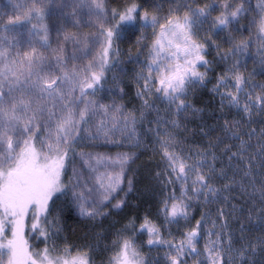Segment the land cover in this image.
Instances as JSON below:
<instances>
[{"label":"snow or ice","instance_id":"obj_1","mask_svg":"<svg viewBox=\"0 0 264 264\" xmlns=\"http://www.w3.org/2000/svg\"><path fill=\"white\" fill-rule=\"evenodd\" d=\"M69 2L74 3L76 7L70 13L61 14L64 22L79 23L75 18L86 8L88 14L94 15L99 23L96 31L91 36L85 37L83 47L78 49L82 56H86L90 51L89 45L97 48L95 55L87 63L83 65L73 63L69 68L68 61H75L79 57L76 54L66 55L63 46L52 49L51 59L55 61V65L35 47H32L31 51L24 52L23 55L17 52L16 58L10 59L9 49L2 46V42L7 40V37L0 38V264L5 255H7V264H92L88 252L77 251L73 255L71 246H66L58 255H52L56 251L55 247L51 249L45 247L37 252L31 251L25 238V218L30 215L32 219L31 235L38 234L37 239L42 238L47 242L51 237L50 229L53 224V221L48 220L51 204L61 196L79 201V215L82 217L95 218L98 215H106L97 207H85L88 201L83 191H75L80 187L75 170L67 184L62 181V175L66 170L72 145L80 138V131H87L84 125L88 123L91 114L98 109L103 110L106 115L110 110L114 111L116 113L112 116L114 124L109 131H115L121 120L122 106L97 104L95 100L88 98L89 95L95 96L103 88L107 72L116 69L121 73L126 71L125 68L119 67L118 42L131 39L137 31H140L136 43L148 48L150 59L137 73V82L143 80L137 96L141 98L145 108L151 107L148 97L152 94L155 85V93L162 94V99L167 101L169 108L175 106L177 115L189 109L194 113L200 111L193 108L183 97L186 96L190 86L197 84L203 86L207 82V72H200L197 69L207 67L210 63L204 55L209 42L220 48V44L212 40L211 36L204 37L202 41L197 39L194 30L198 24L207 21L211 11L217 6L215 3L193 8L189 3L168 0L170 5L168 14L162 17L160 15L162 4L156 5L152 11L147 8L142 10L138 0H124L121 7L112 8L110 12L106 7L107 0H69ZM16 8L23 10L22 15L9 17L2 28L8 31L10 26L25 23L35 17L41 23L39 28L37 25H32L29 35L39 36L37 42L40 46L45 49L50 48V31L59 34L60 29L55 25L50 29L49 25L43 23L46 10L38 6L37 0H30L28 7L17 4ZM182 8L186 11L181 15ZM231 8L232 4L225 0L223 11L212 20L209 29L214 35L219 36L220 32L228 29L234 22H238V18L246 11L243 0L234 10L229 11ZM149 26L153 29L151 34L153 39L147 44L143 29ZM257 39L264 40V17L257 26ZM63 40L65 43L73 41L77 45L81 44L75 33H64ZM8 43L11 47L12 42ZM28 43L31 44V41ZM249 46L250 40L231 43L226 50L217 52L221 61L226 62L232 57H236V60L224 73L217 76L216 84L211 89L220 96L222 106L223 102L227 101L229 105L239 108L244 116H251L254 107L264 109V85H253L248 90L245 88L249 84V78L241 71V66L242 58L246 55ZM133 59L134 57L129 56L128 63H132ZM45 68L49 70L46 72ZM261 74H264V60L261 61ZM113 78L115 79V76ZM255 88H259L260 91L254 95ZM16 93L20 94L19 97ZM241 96L245 98L243 105L240 103ZM57 102H60L59 105ZM81 103L83 107H79ZM244 116L240 121L225 120L222 125L223 137H217L215 143L210 141L209 148L198 152L197 158L185 154L182 149L177 150V141L171 133L166 132L164 136H158L162 159L166 161L164 174L168 177L164 181V186L173 185L172 193L165 197L160 209L165 224H179L181 220L186 224L190 223L191 200L203 197L205 203H211L219 199L222 189L214 187L210 181L229 180V183L224 185V189H229L236 182L234 177L236 172L241 170V166H243L242 180H246L249 185H255L256 178L249 179L252 176L255 157L246 156V149L251 145L242 139L241 135L243 133L241 122ZM42 118H44L43 122ZM122 119L124 129L132 127L128 137L132 139L136 117L129 114ZM171 124L173 127L179 126L177 120H172ZM106 127V122L102 121L97 126V131ZM215 127L211 130L214 131ZM247 135L251 137V132ZM227 137L240 141L236 152H231V147L234 145H225L223 149L228 154L229 162L234 159L237 161L232 178L228 177L223 167L217 169L213 163H209L217 159L212 149L223 143L224 138ZM37 141H39V149L36 146ZM16 147H19L18 152L15 150ZM259 151L264 153V145ZM129 159L128 154L118 155L114 159L102 156L95 158V166H119L121 169L119 173L107 175V182L102 177H97V184L102 190L101 204L105 201L110 203L111 199L115 198L113 194L123 190L121 183L124 165ZM260 167H264V160L261 161ZM157 175L159 176L160 173ZM131 183L129 180V191ZM176 186L179 187V195L176 194ZM70 189L72 191L69 197ZM260 192L264 197V185ZM124 204L125 200L121 199L112 207L119 210ZM223 217L224 212L221 209L217 218ZM207 218L208 213H203L194 225L182 232V238L176 242L163 239L161 225L149 215L143 217L138 229L135 227L136 217H132L124 226V231L133 229L139 233L146 232L148 235L146 243L149 246L167 245L170 253L174 254L167 255L166 264H187L189 257L193 258L192 264H224L223 229L227 226L225 223L220 224L221 231L217 232L216 221L213 220L212 227L207 230L208 238L203 251L197 247ZM9 229L10 238L7 236ZM114 243L119 244V247L109 257L107 264H149L135 248L132 238ZM227 251H232L230 239ZM249 251L254 254L256 249L251 244L240 249L242 256L247 255Z\"/></svg>","mask_w":264,"mask_h":264},{"label":"trees","instance_id":"obj_2","mask_svg":"<svg viewBox=\"0 0 264 264\" xmlns=\"http://www.w3.org/2000/svg\"><path fill=\"white\" fill-rule=\"evenodd\" d=\"M179 1H188L193 8L199 7L196 0H177V2ZM138 2L141 3L142 10L147 8L149 11L154 10L156 5L162 4L163 7L160 11L162 17L168 14V8L170 7L168 0H155V3H153V0H138ZM211 3L214 2L212 1ZM123 4L124 0H107L106 7L110 12L112 8L121 7ZM251 4L252 2L248 6L250 10L254 9ZM221 12V10L217 9L214 11V14H211V11L205 22L211 26L212 20L220 15ZM252 21L251 16L249 17L248 14H245L239 23H236L234 26L230 25L228 29L220 32V35L215 37L216 42L218 37L221 36L223 38L222 41L217 42L220 44L219 49L209 42L210 53L208 52L209 54L206 59L210 63L207 68H200V72H207V82L203 86L199 84L190 86L186 96L183 97L191 103L193 108L200 110L195 113L189 109L177 115L175 113V106L169 108L167 101L162 99V95L155 93V85L153 86L152 94L148 97L152 106L145 108L141 98L137 96L138 89L136 88V84H134L137 73L132 70L135 68L137 70L139 69V72L141 70L138 67L140 49L139 44L136 43L137 38L140 36V31H137L131 39H126L119 43L118 46L121 51L130 54L124 60H120V65L126 68L124 75L126 83L123 87V99L127 107L131 108L130 110L138 115L136 116L139 121L138 127L144 138V141H142L144 148L137 150V153L140 155L134 171V192L129 195L128 204L124 206V209L119 212H114L112 220L109 222L111 224V230L114 232L113 235L117 234L119 240L133 238L135 234L133 229L124 231V226L132 217H136L135 225H137V223L143 221L145 215L155 217L156 219L160 216L161 211H159L158 205L161 204V201L166 195L162 188H158V185L161 186L162 184L159 178H162V175L165 173L166 161L162 159L158 136H164L166 132L171 133L177 141V150L182 149L185 154H190L193 158H197L196 154L198 152L209 148L210 141L215 143L217 137H223L222 125L225 120L240 121L241 117L244 116V113L239 108L229 104L226 105L225 103L222 106L221 98L218 96L214 97L209 93L216 77L224 73L227 67L236 60V57H232L226 62L221 61L217 56V52L226 50L231 46V43L250 40V46L246 51V55L242 58L241 66V71L249 78V84L245 88L250 89L253 85H264V74H261V61L264 58H260L256 62L259 53L254 48V41L252 40L254 37H251V35L257 33V24L252 23ZM147 30L148 28L143 29L145 36H147ZM256 54L257 57L255 56ZM129 56L134 57L132 63H128ZM146 72L147 69L145 68V74ZM129 79H131V83ZM259 91V88H255L254 95L258 94ZM244 102L245 99L241 96V105ZM172 120H177L179 126L173 127L171 124ZM158 121L160 122L159 124L157 123ZM214 126L216 127L213 131L211 129ZM241 127L243 128V133L241 134L242 139L248 141V144L251 145L246 149V156L250 155L255 157L252 176L249 179L255 177L257 182L252 186L246 180H242L243 166H241V170L237 171L234 177L236 182L229 189H224V185L228 184L229 180L225 182V179H222V183L220 179L216 180L220 183L219 186L217 185V188L222 189L219 199L211 203H205L203 197H201L196 209L199 211L200 217L203 213L210 211L215 213L216 209L217 213L222 209L225 215L228 214L230 232L227 235L228 242H224V249L226 251L229 248L230 239L232 251L228 254L231 255L232 259L225 254L223 257L224 264H264V243H262L264 242V197L261 196L260 192L262 185H264V167H260L261 161L264 160V153H260L259 151L261 146L264 145V135H262V132H264V109H260L259 107L252 108L251 116H244ZM250 132L251 137L247 135ZM239 144L240 141L232 137L224 138L223 143L218 144L216 148L212 149L217 159L215 161H209V163H213L217 169L223 167L228 177L232 178L233 171L235 170L234 166L237 164V161L234 159L229 162L228 154L223 149L225 145H234L231 147V152H236ZM150 163H155V165L152 167V174L149 175L148 172L150 173V170L148 168L153 165ZM158 163L164 166L162 170L155 168ZM158 173H160L159 176L157 175ZM139 180L141 184L138 185ZM155 185H157V191L159 192L154 191ZM142 188H144L143 191L141 190ZM136 192L143 197L134 196ZM142 192H144V195H142ZM154 196L155 202L153 203ZM64 199L61 196L59 203H57L60 211H62L60 219L59 217L58 219L62 222L63 230L66 232L70 244L73 243L81 246L87 241L86 229L90 224L82 219L81 221H79L80 219L77 220ZM200 217L196 218L195 221L200 219ZM195 221L191 226L195 224ZM209 221L210 219L206 221L203 233L206 231V225H209ZM31 224L32 219L29 215L25 218V238L28 240L30 250L37 252L44 247V244H42L43 239H37L36 235L38 234L31 235ZM201 242L202 237L197 245L199 249H201ZM249 244L255 247V253L252 254L249 251L247 255L242 256L240 253L241 247Z\"/></svg>","mask_w":264,"mask_h":264},{"label":"rangeland","instance_id":"obj_3","mask_svg":"<svg viewBox=\"0 0 264 264\" xmlns=\"http://www.w3.org/2000/svg\"><path fill=\"white\" fill-rule=\"evenodd\" d=\"M214 2L217 6L212 11L211 14H214V11L219 9L223 11V4L225 0H196V3L199 7H203L206 4H209L211 2ZM228 3L232 4V8L229 9V11L234 10L235 7H237L242 0H227ZM244 7H245V13L242 14L238 18V22H234L231 26H234L236 23H239L240 19L246 14L248 16H251V19L255 21V24H259V21L262 17H264V0H243ZM252 2L251 6L254 7V9L250 10L248 9L249 4ZM38 6L42 7L46 10V16L43 21L44 24L49 25L50 29L53 25L56 26V28L60 29V33L58 34L56 31H50L49 33V41L51 47L48 49H45L40 46V44L37 42L39 40V36L37 35H29V30L32 28V25H37L39 28V22L35 17L31 20L18 24L15 26H10L8 31H5L2 28V25L7 23L9 17H15L16 15H22L23 10L17 9V4H24L25 7L30 6V0H0V38L7 37V40H4L2 42V46L5 48H8L11 56L10 59L16 58L17 52H19L21 55H23L24 52L31 51L32 47H35L40 53H42L47 60L51 61L53 65H55V61L52 60V49L58 48L63 46L65 48V54L68 56H71L73 54H76L79 58L75 61L69 60L68 61V67L71 68L72 64L75 63L77 65H83L87 63L92 57L95 55L97 48L94 46L89 45L90 51L88 52V55L82 56L78 49L83 47L84 45V38L91 36L96 29L99 27V23L97 21V18L93 15L90 16L87 12V9H83L82 12L78 13V16L75 19L79 20V23L73 24L69 22H64L62 20L61 14H67L72 11L76 5L74 3L69 2V0H37ZM179 3H189L179 1ZM247 8V9H246ZM186 11V9L182 8L180 10V14L182 15L183 12ZM163 22V20L161 21ZM61 25H63L61 27ZM210 25L207 22H204L202 24H198L195 27V31L197 33V39H202L207 36H211L212 40H215L216 35H214L212 32L209 31ZM158 28V26H157ZM152 27L149 26L147 30V36L145 43L150 44L152 37ZM64 33H75L77 38L81 40V44L77 45L73 41L64 42L63 35ZM40 35H43V33H40ZM251 37H254L252 40L254 41V48L259 53V56L257 57V54L255 55L256 62L260 58H264V40L257 39V33L255 35H251ZM223 38L218 37L217 42L222 41ZM9 41L12 42V46L9 47ZM17 41H21V43H17ZM28 41H31V44L28 43ZM256 42V44H255ZM120 42H118L119 45ZM120 48V47H119ZM140 49V59L138 60V67L142 68L149 57L148 48L147 47H141L139 45ZM210 53V43L206 48V51L204 53L205 59L207 58V55ZM126 53V52H125ZM120 49V56L118 57L119 61L122 59L124 60L128 55L125 54ZM254 56V57H255ZM207 60V59H206ZM140 63V65H139ZM142 66V67H141ZM119 67H123L122 65H119ZM208 67V66H207ZM207 67H198V71H201L200 68L204 69ZM146 68V67H145ZM126 69V68H125ZM49 69L45 68V71L47 72ZM135 71V73H139V69L137 70L132 69ZM126 72V71H125ZM125 72L121 73L118 69L115 71H110L105 74L106 79L103 84V88L96 93L95 96L89 95V99L95 100L97 104H103V105H117L122 106L121 109V120L119 121L118 126L116 127L115 131H109L113 128V120L112 116L116 115V113L112 110H110L107 115L103 112V110H96L94 114H91L88 120V123L84 125V128L87 129V131H80L79 136L80 138L77 139L76 143L72 145V152L70 154L69 160L67 161V167L65 172L62 175V181L67 184L70 180V178L73 177V171L75 170L79 181H80V187L76 188V192L83 191L85 198L87 199L88 203L85 204V207H97L101 213H106V215H98L95 218H88V217H82L79 215V201H76L74 199H69L66 197H63L64 200H66L67 205H69V208L73 211L74 217L77 218V220L81 221L84 220L86 222H89V227L86 229L87 232V241L86 243H83L81 246L77 244H70V242L67 239V234L63 230L62 222L59 220L61 212L59 209V206L57 203H59V199H55L54 203L51 204V210L48 214V220L53 221V224L51 226L50 232L51 237L50 239L45 242L42 240V244H44V247H49L50 249L55 247L56 251L52 253V255H58L61 253V251L66 246H71L72 254L75 255L77 251L80 252H88L92 264H107L109 257H111L115 251L118 250L119 244L114 243L119 240V237L117 234L113 235V230H111V224L109 222L112 220V215L114 212H119L124 209V206L128 204L129 201V195H131L134 192V171L135 166H137V160L139 158V155L137 153V150H140L141 148H144L143 142L144 138L142 137V133L140 132V129L138 127L139 121L136 116H138L136 113L131 111V108H128L125 104V100L123 99V92H124V85H125ZM130 73V72H129ZM58 74V73H57ZM128 75V74H127ZM126 75V76H127ZM115 76V79L113 78ZM137 76V75H136ZM127 78V77H126ZM217 78V77H216ZM129 82L131 83V79H129ZM134 84H136V88H140L143 85V80L141 79L139 83L137 82V79L134 81ZM216 84V79L214 81L213 86ZM213 88V87H212ZM249 89V88H248ZM246 88V90H248ZM234 90V89H233ZM212 96L220 97L218 94L213 93L212 91L209 92ZM79 94L78 92L76 93ZM16 95L19 97V93H16ZM162 95V94H161ZM25 99H28V97H25ZM243 99H245L243 97ZM60 102H57L59 105ZM226 105L228 104L227 101H224ZM35 106V104L33 105ZM79 107H83V104L81 103ZM133 114L136 117V123L134 125V132L132 139H129V132L132 131V127L130 126L128 129H124L123 127V116ZM45 117L47 116V113L45 112ZM59 115V113H58ZM42 118V122H43ZM160 120V118H159ZM106 122L107 127L100 129V131H97V126L102 122ZM161 121V120H160ZM107 133V135H105ZM43 135V133H42ZM138 141V142H137ZM36 146L39 149V141L36 142ZM17 152L19 151V147H16L15 149ZM121 154H128L130 157L129 162L124 165V175L122 176V183L121 188L122 191H119L118 194H113L115 196L114 199H111V202H103V204L100 203L102 199V190L99 188L97 184V177H102L105 182H107V175L109 174H115L119 173L121 171L119 166L116 167H110V166H95V158L96 157H105V158H116L118 155ZM87 161V163H86ZM152 166L148 168L150 170V173L152 174V167H154L155 163H150ZM95 166V170H94ZM163 165H160L159 163L156 164L155 168H158L160 170L163 169ZM147 172V171H146ZM165 172V171H164ZM157 173V172H156ZM163 174V173H162ZM152 178V176H151ZM168 177L163 174L162 178H159L160 182L162 183L161 186L158 185V188H162L163 191H165V195L168 196L173 191V185H168L167 187L164 186V181H166ZM129 180H131V190L129 191ZM141 180V179H140ZM139 180V181H140ZM144 180V179H143ZM217 179H213L210 181L214 187L217 188V185L219 186L220 183L216 181ZM222 179H220L221 182ZM138 181V185L141 184V181ZM225 182H228V180H224ZM190 183V181H189ZM222 183V182H221ZM137 185V186H138ZM155 190L157 191V185H155ZM145 187V186H144ZM154 188V187H153ZM91 189V191H89ZM144 188L141 190L143 191ZM140 190V191H141ZM146 190V188H145ZM71 189L69 191V197L71 196ZM176 194L179 195V187H175ZM145 192V191H144ZM142 192V195H144ZM159 192V191H157ZM191 195V192L189 193ZM134 196L143 197L141 195H138L137 192L134 194ZM201 198V197H200ZM199 198V199H200ZM124 199L125 204L122 209H113L112 205L115 204L118 200ZM165 199V197H164ZM164 199L161 201V204L158 205V209L160 211L162 207V203ZM199 199L193 198L191 200V207L189 209V212L191 213L190 217V223L186 224L185 221L181 220L179 224H165L164 222V216L163 213L160 212L159 218L150 217L153 219L156 223H160L161 225V235L163 239L165 240H172L174 242L179 241L182 237V232L186 231L187 228L191 226V224L195 221L196 218L200 217L199 211H197L196 207L198 206ZM155 202V196L153 198V203ZM217 209L215 210V213H212L211 211L208 212V218L210 219L208 222L209 225H206V231L202 234V242L200 243L201 251H203L205 241L207 240V230L212 227V221H216V231H221L220 224L225 223L227 226L223 229L224 237H223V246L225 248L224 242H228V234H229V225H228V214L225 215L222 219L217 218ZM57 219H56V217ZM59 217V219H58ZM212 217V218H211ZM142 222V221H141ZM137 223L135 225L136 229L139 228L140 223ZM9 235V238L11 236V231L9 229L7 236ZM132 238V237H131ZM134 240V246L139 251L140 255L149 262V264H166L167 261V255L168 254H174L170 253L169 248L167 245H155V246H149L147 245L146 241L148 239L147 233H139L135 231V234L132 238ZM42 248V249H43ZM227 248V247H226ZM229 252L226 250L225 254L230 257L231 255L228 254ZM225 256V255H224ZM223 256V257H224ZM193 258L189 257L187 258V264H192ZM225 262V261H224ZM2 264H7V255L4 256V260Z\"/></svg>","mask_w":264,"mask_h":264}]
</instances>
